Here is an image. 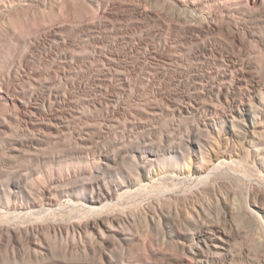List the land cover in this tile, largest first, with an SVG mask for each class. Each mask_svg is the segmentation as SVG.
Wrapping results in <instances>:
<instances>
[{
	"label": "bare ground",
	"instance_id": "1",
	"mask_svg": "<svg viewBox=\"0 0 264 264\" xmlns=\"http://www.w3.org/2000/svg\"><path fill=\"white\" fill-rule=\"evenodd\" d=\"M40 1L0 0V16L14 26L11 10ZM230 1L237 0H154L152 11L188 26L195 54L213 57L227 40L248 52L246 35L220 16ZM64 3L44 4L53 13ZM226 82L208 83L218 102ZM239 99L229 111L181 108L179 118L190 120L184 129L114 136L96 151L59 135L20 139L1 119L0 145L9 147L0 146V264H20L19 255L43 260L64 240L86 256L109 251L112 264H138L124 257L133 259L137 247L162 264H264V86ZM4 103L16 105L0 95V108ZM27 160L38 169L21 165Z\"/></svg>",
	"mask_w": 264,
	"mask_h": 264
},
{
	"label": "rangeland",
	"instance_id": "2",
	"mask_svg": "<svg viewBox=\"0 0 264 264\" xmlns=\"http://www.w3.org/2000/svg\"><path fill=\"white\" fill-rule=\"evenodd\" d=\"M153 2L66 0L64 9L53 13L38 3L11 10L14 26L0 16V95L16 102L12 107L4 103L0 120L12 122L20 139L59 135L73 144L68 145L96 151L114 136L179 131L190 121L179 118L181 108L203 111L214 104L229 111L234 99L246 100L253 87L264 86V0L254 8L246 0L220 6V16L246 35L250 50L237 44L231 49L227 40L213 57L195 54L196 37L188 26L175 17L159 20ZM224 76L227 89L218 102L208 83L211 78L222 83ZM21 165L38 169L34 160ZM56 243L54 254L43 260L19 255L18 263L112 264L109 251L86 256L81 245L72 249L66 240ZM140 251L134 249L133 259L126 252L125 260L163 263Z\"/></svg>",
	"mask_w": 264,
	"mask_h": 264
}]
</instances>
